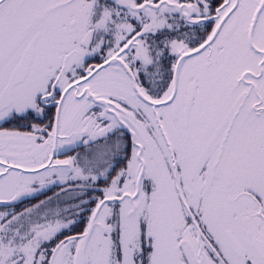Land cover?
Returning a JSON list of instances; mask_svg holds the SVG:
<instances>
[{"label": "snow or ice", "instance_id": "6c2138e0", "mask_svg": "<svg viewBox=\"0 0 264 264\" xmlns=\"http://www.w3.org/2000/svg\"><path fill=\"white\" fill-rule=\"evenodd\" d=\"M0 264H264V0H0Z\"/></svg>", "mask_w": 264, "mask_h": 264}]
</instances>
